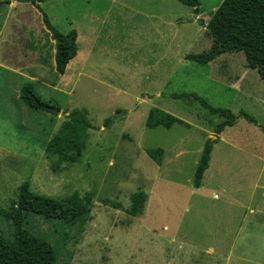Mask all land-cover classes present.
<instances>
[{
    "label": "rangeland",
    "instance_id": "1",
    "mask_svg": "<svg viewBox=\"0 0 264 264\" xmlns=\"http://www.w3.org/2000/svg\"><path fill=\"white\" fill-rule=\"evenodd\" d=\"M199 1L198 15L179 0L40 3L58 31L79 34L80 55L64 75L56 72L41 11L26 0L0 5V208L27 180L38 193L91 200L82 227L27 215L25 229L57 244V264H264V82L243 52L207 65L185 58L210 49L205 24L223 0ZM25 83L60 111L23 105L18 91ZM180 93L231 110L235 124L216 134L224 118L174 96ZM152 108L186 124L150 128ZM74 109L92 124L85 150L79 161L55 166L45 145ZM208 138L216 142L196 188ZM148 148L163 149L160 163ZM139 188L147 200L132 216L124 208ZM0 231L12 237L11 221L1 214Z\"/></svg>",
    "mask_w": 264,
    "mask_h": 264
},
{
    "label": "trees",
    "instance_id": "2",
    "mask_svg": "<svg viewBox=\"0 0 264 264\" xmlns=\"http://www.w3.org/2000/svg\"><path fill=\"white\" fill-rule=\"evenodd\" d=\"M23 1V0H21ZM36 6L42 13V20L50 37L55 43L54 62L56 72L64 75L68 64L78 54V32L73 29L68 33L58 31L51 23L48 15L42 11L40 3L46 0H26ZM192 8L193 12L200 13L199 0H179ZM9 3L1 1L0 5ZM207 34L212 38V45L206 52L185 55L187 60L207 65L217 56L226 52H243L247 67L256 69L264 82V0H223L212 13L205 24ZM178 98H193L224 120L214 127L219 134L227 126L235 124L237 115L231 110L213 107L204 98L195 93H180ZM19 100L26 107L35 111L57 113L53 108L60 110L56 103L46 102L35 91L31 83H25L19 90ZM251 123L256 120L240 112ZM108 120V119H107ZM186 124L184 120L159 108H152L147 116L146 125L150 128L163 126L170 128L174 124ZM92 127L85 111L74 109L61 123L58 131L49 138L45 145L47 158L60 166L62 163L79 161L85 150V140L88 130ZM264 130V127H262ZM216 139L208 138L203 147L194 176V186H201L205 170L209 166L211 151ZM147 154L160 163L163 155L162 148H148ZM131 205L124 210L138 216L142 213L147 200V193L139 188L130 195ZM90 197H82L74 192L66 197L57 198L35 192L30 181H24L18 188V197L6 208H0V214L11 221L13 233L6 238L0 231V264H57L59 251L57 244H53L47 237L23 227L29 213L53 218L70 227H81L90 218ZM115 207L122 208V204L111 202ZM66 233L63 235L66 237ZM87 264V263H84Z\"/></svg>",
    "mask_w": 264,
    "mask_h": 264
},
{
    "label": "crops",
    "instance_id": "3",
    "mask_svg": "<svg viewBox=\"0 0 264 264\" xmlns=\"http://www.w3.org/2000/svg\"><path fill=\"white\" fill-rule=\"evenodd\" d=\"M17 6V5H16ZM78 39H79V34H78ZM51 42H53L52 44H53V46L55 45V43H54V41H51ZM77 42H78V40H77ZM54 50H53V54H52V59L54 58ZM79 55H80V51H79V45H78V54H77V56L74 58V59H76L77 57H79ZM73 59V60H74ZM72 62V61H71ZM70 62V63H71ZM70 63L68 64V66H67V69H68V67L70 66ZM9 67V66H8ZM6 68L8 71H10V72H12L13 74H18V75H21L22 73L19 71V72H17V71H15V68H13V69H10V67L9 68ZM21 70H23V69H21ZM67 71V70H66ZM18 93H19V91H18ZM18 96H19V94H18Z\"/></svg>",
    "mask_w": 264,
    "mask_h": 264
},
{
    "label": "water",
    "instance_id": "4",
    "mask_svg": "<svg viewBox=\"0 0 264 264\" xmlns=\"http://www.w3.org/2000/svg\"><path fill=\"white\" fill-rule=\"evenodd\" d=\"M53 111L55 112H59L60 110L56 109V108H53Z\"/></svg>",
    "mask_w": 264,
    "mask_h": 264
}]
</instances>
